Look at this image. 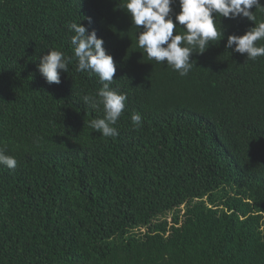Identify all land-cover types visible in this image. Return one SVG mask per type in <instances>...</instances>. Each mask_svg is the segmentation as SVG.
Returning a JSON list of instances; mask_svg holds the SVG:
<instances>
[{
  "label": "trees",
  "instance_id": "obj_1",
  "mask_svg": "<svg viewBox=\"0 0 264 264\" xmlns=\"http://www.w3.org/2000/svg\"><path fill=\"white\" fill-rule=\"evenodd\" d=\"M119 3L0 0V147L18 161L0 165V264H264V56L226 48L254 22L217 17L224 38L182 77L147 59ZM73 21L117 66L114 137L81 99L97 76L75 60L59 84L38 70L49 49L73 55Z\"/></svg>",
  "mask_w": 264,
  "mask_h": 264
},
{
  "label": "clouds",
  "instance_id": "obj_2",
  "mask_svg": "<svg viewBox=\"0 0 264 264\" xmlns=\"http://www.w3.org/2000/svg\"><path fill=\"white\" fill-rule=\"evenodd\" d=\"M175 0H120L119 7L130 15L132 24L137 27L136 42L149 61L166 62L180 76H186L193 67V53H205L212 41L224 38V30L217 17L238 19L247 18L254 22L243 35H229L226 48L239 54H247V60L264 56V20L256 22L253 8L264 12L261 0H178L180 11L173 18L172 5ZM89 22L90 18H89ZM177 25L183 31H177ZM142 26V30L141 27ZM74 33L70 37L72 56L58 49H49L39 57L37 65L40 74L48 84L61 83V71L68 73V66L76 61V71L95 75L102 87L96 94L81 97L83 102L94 110L102 107L103 116L92 119L89 126L101 133L102 137L117 135V124L125 106L127 95L111 87L115 80L117 66L112 55L104 47V40L97 32L75 21L68 25ZM174 30L176 34L174 35ZM133 127L143 126L142 115L134 112L131 116ZM17 158L8 154L7 146L0 147V165L9 169L17 167Z\"/></svg>",
  "mask_w": 264,
  "mask_h": 264
}]
</instances>
